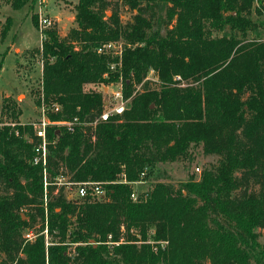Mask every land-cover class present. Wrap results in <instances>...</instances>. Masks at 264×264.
Instances as JSON below:
<instances>
[{
  "label": "trees",
  "instance_id": "trees-1",
  "mask_svg": "<svg viewBox=\"0 0 264 264\" xmlns=\"http://www.w3.org/2000/svg\"><path fill=\"white\" fill-rule=\"evenodd\" d=\"M35 1L8 0L13 9ZM252 1L121 0L133 11L123 22L116 5L106 15L109 0H77L66 35L56 22L42 28L36 103L60 105L51 120L101 112L102 91L85 84L121 82L128 102L94 127L49 125L44 186L30 162L32 126L5 99L0 264H264V39L249 37L259 34ZM108 42L120 55L96 51ZM200 152L215 162L131 195L157 164ZM60 176L99 182L104 197L69 198Z\"/></svg>",
  "mask_w": 264,
  "mask_h": 264
},
{
  "label": "rangeland",
  "instance_id": "rangeland-1",
  "mask_svg": "<svg viewBox=\"0 0 264 264\" xmlns=\"http://www.w3.org/2000/svg\"><path fill=\"white\" fill-rule=\"evenodd\" d=\"M109 1L110 5L106 9V15L109 16L112 7L116 5L123 22L132 16L133 11L126 8L121 0ZM76 2L77 0H36L32 5L13 9L8 0H0V125L11 121L9 112H1L6 98L17 102L21 109V114L18 116L21 123L35 120L38 116L39 106L36 103V98L38 92L41 91L42 61L36 49L41 46L40 34L44 29L41 31L39 25L34 26L31 15H37V23L41 16H49L53 22H56L59 34L64 36L72 27L76 26L74 22ZM251 16L258 23L259 34L257 36L250 34L249 37L264 39V9L260 0L252 1ZM8 17L11 18V23L3 34V28L6 23L8 24L6 20ZM220 33L215 32L218 35ZM147 76L150 81H153L151 86H155L157 82L154 81V72L148 71ZM103 86L102 88L101 83L85 84L84 90H101L103 97L106 98L108 89L111 90V83ZM215 158L214 156H204L200 152L194 156L191 162L178 160L157 164L153 168V172L147 174L146 179L134 184L135 195L139 191L148 189L157 180L178 184L185 180L189 173L198 174L206 164L214 163ZM148 170L147 168L146 172ZM58 178L61 183L56 186L63 185L65 193L71 194L74 198L75 188L72 182L67 181L68 176ZM24 210L22 209V211ZM21 215L26 218L23 212ZM34 231V228L29 230L32 234ZM148 238L151 239L150 236ZM260 239L264 241V229L261 230Z\"/></svg>",
  "mask_w": 264,
  "mask_h": 264
},
{
  "label": "built area",
  "instance_id": "built-area-1",
  "mask_svg": "<svg viewBox=\"0 0 264 264\" xmlns=\"http://www.w3.org/2000/svg\"><path fill=\"white\" fill-rule=\"evenodd\" d=\"M53 24V20L49 16H41L39 18V28L42 31L43 27H49ZM41 40L44 38L43 32L40 34ZM98 53L103 51H110L115 55H120L121 46L116 42L104 43L101 46L96 48ZM115 64L112 63L109 65V69H114ZM151 71V70H149ZM148 78V76H147ZM113 86V87H112ZM103 88V84H101ZM106 87V86H105ZM107 97H103V108L101 112L96 115L94 118H89L85 120H80L77 116H74L72 119H58L51 120L48 117V112H57L60 110V105L57 103L46 104L43 101L41 102L38 110V116L35 120L28 122L32 126L33 135L36 138V142L33 144V155L30 158V162L34 165H38L42 168L43 184H47L46 181V164H47V139H46V129L49 125H62L67 130L72 131L76 124H83L94 127L99 121H106L113 115L122 114L126 108V103L128 98H125L123 95L122 84L121 82L111 83V90L108 89ZM22 124V123H21ZM13 125V123H11ZM18 131H16L17 133ZM56 183H61L59 178H56ZM74 186V198L71 194H67V197L73 199H79L85 197L90 190V194L95 196L98 199L104 197V189L101 187L99 182L94 181H84V182H72ZM134 197V193L131 194ZM46 232V229H44ZM34 234L29 231L25 233V237L31 240Z\"/></svg>",
  "mask_w": 264,
  "mask_h": 264
},
{
  "label": "crops",
  "instance_id": "crops-1",
  "mask_svg": "<svg viewBox=\"0 0 264 264\" xmlns=\"http://www.w3.org/2000/svg\"><path fill=\"white\" fill-rule=\"evenodd\" d=\"M56 19V18H55Z\"/></svg>",
  "mask_w": 264,
  "mask_h": 264
}]
</instances>
